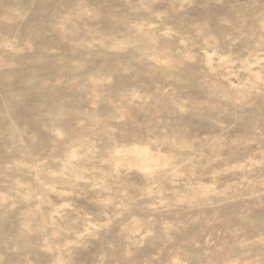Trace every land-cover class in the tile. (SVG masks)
Wrapping results in <instances>:
<instances>
[{
    "label": "rangeland",
    "instance_id": "374dc122",
    "mask_svg": "<svg viewBox=\"0 0 264 264\" xmlns=\"http://www.w3.org/2000/svg\"><path fill=\"white\" fill-rule=\"evenodd\" d=\"M0 264H264V0H0Z\"/></svg>",
    "mask_w": 264,
    "mask_h": 264
}]
</instances>
